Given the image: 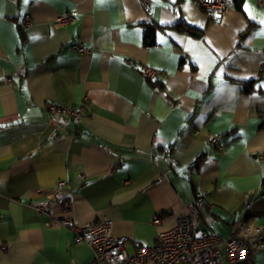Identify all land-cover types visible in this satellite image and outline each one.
<instances>
[{
	"label": "crops",
	"instance_id": "obj_1",
	"mask_svg": "<svg viewBox=\"0 0 264 264\" xmlns=\"http://www.w3.org/2000/svg\"><path fill=\"white\" fill-rule=\"evenodd\" d=\"M149 1L147 10L138 0H0V264L92 260L70 230L26 205L63 179L73 182V211H62L59 195L52 215L111 219L128 252L171 229L197 194L200 230L225 238L239 218L264 226V162L255 157L264 153V5L234 0L210 19L195 0ZM64 12L74 18L58 28ZM178 19L192 29L175 28ZM141 64L156 75L143 79ZM84 97L90 110L76 125L44 108ZM210 133L222 149L207 145ZM226 264H264V250Z\"/></svg>",
	"mask_w": 264,
	"mask_h": 264
},
{
	"label": "built area",
	"instance_id": "obj_2",
	"mask_svg": "<svg viewBox=\"0 0 264 264\" xmlns=\"http://www.w3.org/2000/svg\"><path fill=\"white\" fill-rule=\"evenodd\" d=\"M142 7L149 9V0H138ZM197 5L204 10L210 19L222 16L232 5L234 0H195ZM259 5H264V0H256ZM74 18L73 14L64 12L57 15L55 25L62 28ZM28 15H25L21 24V31L29 33L35 25ZM72 51L79 55H91L92 48L83 47L81 44H72ZM128 66L135 67L137 62L130 58H123ZM143 79H150L156 75V71L146 64H141L137 70ZM260 77L264 79V65H260ZM78 107L63 106L51 102L44 104L45 110L54 116L65 115L76 124L83 116L89 113L86 97ZM219 135L210 133L207 135V145L211 148L222 149L219 145ZM256 159L264 162V153L255 155ZM73 182L70 179L58 180L46 193L43 200L30 201L26 205L36 211L37 214L48 218V226L62 227L70 230L76 244H85L91 249L92 260L88 264H226L245 259L254 251L264 250V226L254 225L239 218L231 224L229 233L225 238L206 230L198 228V216L200 209L206 207V203L197 194L195 202L186 206L187 212L175 222V225L165 231L156 233L155 242L151 245L137 246L132 252H128L126 245L129 239L126 236H114L112 234L113 222L111 219L102 218L85 224H77L71 216L55 217L51 208L55 205L59 195L64 196L61 202L63 212L72 213L71 188ZM264 197V195L262 196ZM161 222V217L155 215L152 224ZM4 247L2 248V250Z\"/></svg>",
	"mask_w": 264,
	"mask_h": 264
},
{
	"label": "trees",
	"instance_id": "obj_3",
	"mask_svg": "<svg viewBox=\"0 0 264 264\" xmlns=\"http://www.w3.org/2000/svg\"><path fill=\"white\" fill-rule=\"evenodd\" d=\"M174 27L177 28L180 31H189L192 28L190 26H188L182 19H178V21H176V23L174 24ZM154 27L152 25H148L146 28V44L151 46L152 44H154Z\"/></svg>",
	"mask_w": 264,
	"mask_h": 264
},
{
	"label": "snow or ice",
	"instance_id": "obj_4",
	"mask_svg": "<svg viewBox=\"0 0 264 264\" xmlns=\"http://www.w3.org/2000/svg\"><path fill=\"white\" fill-rule=\"evenodd\" d=\"M24 2L28 3V0H24ZM98 2H103V0H98ZM261 23H264V20H262Z\"/></svg>",
	"mask_w": 264,
	"mask_h": 264
}]
</instances>
